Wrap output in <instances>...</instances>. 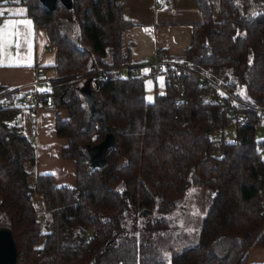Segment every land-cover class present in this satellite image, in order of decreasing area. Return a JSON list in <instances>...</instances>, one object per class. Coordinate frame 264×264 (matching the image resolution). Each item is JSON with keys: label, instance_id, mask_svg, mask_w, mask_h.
Wrapping results in <instances>:
<instances>
[{"label": "trees", "instance_id": "obj_1", "mask_svg": "<svg viewBox=\"0 0 264 264\" xmlns=\"http://www.w3.org/2000/svg\"><path fill=\"white\" fill-rule=\"evenodd\" d=\"M195 1L203 20L186 55L162 52L179 66L191 64L192 73L162 79L165 90L152 101L145 77L118 71L99 79L94 72L134 65L125 42L133 22L123 4L72 0V9L58 2L50 10L40 0L21 2L57 53L49 91L54 108L69 113L57 114L56 131L67 139L62 157L76 162V184L57 186L52 174L28 182L35 145L12 120L17 109L0 103V226L13 232L17 264H251L249 249L264 246V139L255 137L256 108L264 110V0ZM65 21L77 25L76 38L63 32ZM201 72L251 107L230 97L218 103L215 88L200 86ZM86 87L99 101L95 113L81 93ZM16 90L0 85V94ZM233 107L235 118L247 115L234 140L213 138L231 126ZM109 135L107 163L96 169L89 153ZM193 184L205 188L206 214L197 242L175 250L188 238L175 237L166 216ZM36 195L44 199L43 219ZM154 211L161 216L151 219Z\"/></svg>", "mask_w": 264, "mask_h": 264}, {"label": "crops", "instance_id": "obj_2", "mask_svg": "<svg viewBox=\"0 0 264 264\" xmlns=\"http://www.w3.org/2000/svg\"><path fill=\"white\" fill-rule=\"evenodd\" d=\"M117 1L123 4L125 14L133 22V26L125 34V42L131 45L134 65L143 63L147 57H153L156 51L164 52L174 59L183 58L192 43L194 25L203 20V14L195 0ZM156 1L164 2L165 7L155 10ZM18 10H26V7L14 0H0V11L4 12V16L0 17V25L8 19L31 20L27 11L25 16L11 15ZM21 30H24L23 26ZM32 32L30 49L22 46L19 50L16 48L15 55L0 58V85L9 88L29 86L35 80L36 68L40 65L46 67L51 78L55 76V48L50 44L45 30L36 29L32 23ZM20 42L23 45V40ZM141 70L149 72L150 68L143 67ZM89 89L93 90L91 87ZM57 114L63 119L69 115L66 109L57 108H43L35 114H21L20 124L35 145L37 154L36 164L28 163L29 169L35 175L52 174L57 186L75 185L76 162L62 157V148L66 146L67 139L57 135ZM262 196L264 208V190ZM248 260L251 264H264V246L250 248Z\"/></svg>", "mask_w": 264, "mask_h": 264}, {"label": "built area", "instance_id": "obj_3", "mask_svg": "<svg viewBox=\"0 0 264 264\" xmlns=\"http://www.w3.org/2000/svg\"><path fill=\"white\" fill-rule=\"evenodd\" d=\"M22 1L23 0H19V2ZM164 7V2H155V10H161ZM162 56V53L156 51L153 57H147V59L141 64L131 65L120 70L117 67H98L94 72L97 74L99 79H108L116 75V73L119 71V73H125L124 77L132 76L137 78H146L147 76H155L162 77L167 81L172 80V75L177 77L181 75H190L192 73L191 64L187 63L186 65L183 64L179 66L178 62H176L175 60L165 59ZM143 67H149L150 71H142L141 69ZM199 75L201 78V87L215 88L218 103L222 104L225 102L227 97H230L238 104L251 107V105L244 103L242 100L229 93L218 81L214 80L209 74L201 72L199 73ZM50 80L51 76L49 75L48 70L46 69V67L40 65L36 68L35 80H33L29 86L16 88L17 90L10 94H7L9 93V91L0 94V103L5 108L17 109V112L12 117L13 121L20 123V117L23 113L35 114L43 108H54V101L52 95L50 94V91H41L39 88L40 84H50ZM172 84L177 90L179 96L177 103L180 104L183 99H185L183 84L178 80L172 82ZM256 109L259 113V124H264V110L261 108ZM237 111V108L233 107L229 113L230 117L234 119L231 124V127L234 130L237 129L238 122H244L247 119V115L244 112L240 113L239 116L235 118ZM26 169L31 172L28 163H26ZM28 182L31 185H35L36 175L32 173V175L28 179ZM68 187L70 189H74L75 185H68Z\"/></svg>", "mask_w": 264, "mask_h": 264}, {"label": "rangeland", "instance_id": "obj_4", "mask_svg": "<svg viewBox=\"0 0 264 264\" xmlns=\"http://www.w3.org/2000/svg\"><path fill=\"white\" fill-rule=\"evenodd\" d=\"M216 2L218 3L217 0ZM216 14L218 15V8L216 9ZM64 25L65 27L63 29V32L72 38H76L78 34L77 25L75 23H68L66 21L64 22ZM15 53H16V47L13 45L11 48L5 49L2 53H0V58L7 57L10 54L15 55ZM120 75L124 77L125 73L122 72L120 73ZM156 81H154V77L152 76H147L145 78V86H146L145 95L147 101H152L156 90L158 92H163L165 90L163 83H161L162 77H157ZM155 82L157 83V86ZM39 88L41 91L50 90V84H46V83L41 84ZM86 89L88 90V88ZM223 136L226 141L231 142L234 140L235 130L231 126H229L222 130L215 131L212 134L213 138H222ZM255 137L257 139H264V124L258 126V128L255 131ZM263 156H264V151H263ZM34 203L37 212L39 214V218L43 219V216L45 214L43 197L36 195ZM205 214H206L205 188L197 184H193L192 186L189 187L185 196L180 201H178L176 210L172 214L166 216V218L168 219V223L171 224L173 223L175 225L173 227L172 224V230H174L173 234L175 235V237L176 236L181 237V235L183 236L185 235L188 238L186 243L177 246L176 247L177 249L175 250H180L186 245H192L197 242L200 223L202 221V218L205 216ZM160 216L161 213L157 211H154L149 215L151 219Z\"/></svg>", "mask_w": 264, "mask_h": 264}, {"label": "water", "instance_id": "obj_5", "mask_svg": "<svg viewBox=\"0 0 264 264\" xmlns=\"http://www.w3.org/2000/svg\"><path fill=\"white\" fill-rule=\"evenodd\" d=\"M41 3L48 9L53 10L58 2L63 4L66 8L72 9V0H40ZM89 93H88V92ZM81 93L85 99V102L89 104L93 113L98 111L99 101L97 100L93 90L83 88ZM90 94V95H89ZM111 139L109 135L103 143H101L98 148L89 153V160L91 165L100 169L104 167L107 163V159L104 156V149L108 145V141ZM18 260V250L17 244L13 236V232L9 227L0 226V264H17Z\"/></svg>", "mask_w": 264, "mask_h": 264}, {"label": "snow or ice", "instance_id": "obj_6", "mask_svg": "<svg viewBox=\"0 0 264 264\" xmlns=\"http://www.w3.org/2000/svg\"><path fill=\"white\" fill-rule=\"evenodd\" d=\"M5 2H8V0H5ZM14 2H19V0H14ZM11 15L25 16L26 10H18L11 13ZM3 16L4 12L0 11V17ZM21 26H23V31L21 30ZM32 36L33 32L31 20H5V22L0 25V53H2L5 49L11 48L13 45L17 48V50H19L22 46L30 49ZM21 40H23V45L20 42ZM27 66H30V64Z\"/></svg>", "mask_w": 264, "mask_h": 264}]
</instances>
